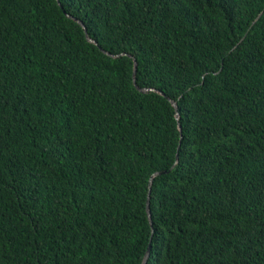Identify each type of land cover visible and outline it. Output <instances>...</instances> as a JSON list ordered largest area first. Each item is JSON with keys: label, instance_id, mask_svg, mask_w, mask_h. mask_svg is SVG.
<instances>
[{"label": "trees", "instance_id": "trees-1", "mask_svg": "<svg viewBox=\"0 0 264 264\" xmlns=\"http://www.w3.org/2000/svg\"><path fill=\"white\" fill-rule=\"evenodd\" d=\"M149 247L264 264V0H0V264Z\"/></svg>", "mask_w": 264, "mask_h": 264}, {"label": "water", "instance_id": "water-1", "mask_svg": "<svg viewBox=\"0 0 264 264\" xmlns=\"http://www.w3.org/2000/svg\"><path fill=\"white\" fill-rule=\"evenodd\" d=\"M68 17H70V16H68ZM74 20H75V22H77V23L83 28V31L86 32V29H85L83 23H82L81 21L77 20V19H74ZM88 41L91 42V43L97 44V43H96L95 41H93L90 37H88ZM125 55H126V54H125ZM137 69H138V63H137L136 60H134L133 79H134V83H135V84H136L135 79H136ZM138 89L141 90L142 92H147V91H149V90H147V89H140V88H138ZM162 95L165 96L163 93H162ZM168 99H169V101L172 103V105L175 107L176 111H178L177 103L174 102L173 100H171L170 98H168ZM176 116H177V118H178V120H179V113H177ZM179 129H180V131H181V133H182V127H181L180 124H179ZM181 139H182V135H181ZM181 142H182V140L180 141V145H181ZM159 174H161V173H155V174L152 176L151 181H150V185H149V197H148V202H147V213H148V216H149V219H150V222H151V225H152V226H153V222H152V215H151V210H150V195H151V190H152V183H153V180H154V178H155L157 175H159ZM152 234H154V231H152ZM150 250H151V248L149 247L147 253H145V255H144V258H143L141 264H145V263H146L147 258H148V254H149Z\"/></svg>", "mask_w": 264, "mask_h": 264}]
</instances>
